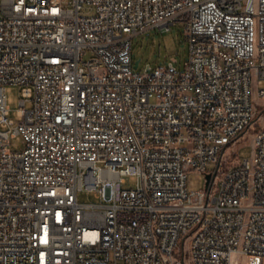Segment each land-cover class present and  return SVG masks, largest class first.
<instances>
[{
    "label": "built area",
    "instance_id": "obj_1",
    "mask_svg": "<svg viewBox=\"0 0 264 264\" xmlns=\"http://www.w3.org/2000/svg\"><path fill=\"white\" fill-rule=\"evenodd\" d=\"M175 25L182 71L134 69ZM0 264H264V0H0Z\"/></svg>",
    "mask_w": 264,
    "mask_h": 264
},
{
    "label": "rangeland",
    "instance_id": "obj_2",
    "mask_svg": "<svg viewBox=\"0 0 264 264\" xmlns=\"http://www.w3.org/2000/svg\"><path fill=\"white\" fill-rule=\"evenodd\" d=\"M188 49L183 37V27L180 25L171 26L169 31L155 28L145 33L136 35L132 39V58L133 63L139 61L138 72H150L156 68L164 67L180 72L187 60ZM149 67L148 70L146 68ZM6 105L9 110V117L14 122H18L17 110L19 109L20 89L17 86H7L5 90ZM253 100L256 106L261 101L255 96V88H253ZM261 109L258 107L257 115ZM255 117V118H256ZM259 123L256 121L247 129L244 135L231 144L224 152L223 158L230 161L249 159L252 154V140ZM21 138L17 137L11 141V149L13 151H21L23 149ZM209 180V179H208ZM204 177L195 173L188 176L189 190L202 189ZM136 186L135 177H127L123 188L134 189ZM79 203L98 204L99 200L92 192L82 191L77 195Z\"/></svg>",
    "mask_w": 264,
    "mask_h": 264
},
{
    "label": "water",
    "instance_id": "obj_3",
    "mask_svg": "<svg viewBox=\"0 0 264 264\" xmlns=\"http://www.w3.org/2000/svg\"><path fill=\"white\" fill-rule=\"evenodd\" d=\"M138 64H139V61H136V62L134 63V65H133V68H134V69H137ZM169 68L172 69V66L170 65ZM148 69H149V67L146 68V70H148ZM209 178H210V175H206V179L208 180Z\"/></svg>",
    "mask_w": 264,
    "mask_h": 264
}]
</instances>
